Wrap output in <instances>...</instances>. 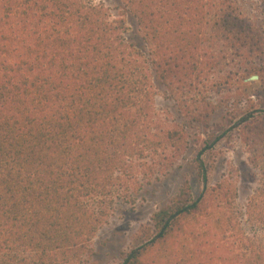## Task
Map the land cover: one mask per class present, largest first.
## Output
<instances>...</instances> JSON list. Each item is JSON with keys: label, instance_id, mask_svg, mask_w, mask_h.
I'll list each match as a JSON object with an SVG mask.
<instances>
[{"label": "trees", "instance_id": "trees-1", "mask_svg": "<svg viewBox=\"0 0 264 264\" xmlns=\"http://www.w3.org/2000/svg\"><path fill=\"white\" fill-rule=\"evenodd\" d=\"M119 1L0 0V264H86L118 205L194 147L162 93L206 131L203 190L184 181L122 264H264V110L231 104L264 72V36L240 0ZM231 132L259 177L245 206L204 160Z\"/></svg>", "mask_w": 264, "mask_h": 264}, {"label": "rangeland", "instance_id": "rangeland-1", "mask_svg": "<svg viewBox=\"0 0 264 264\" xmlns=\"http://www.w3.org/2000/svg\"><path fill=\"white\" fill-rule=\"evenodd\" d=\"M105 1L113 14H119L121 10L119 0ZM240 4L244 13L264 36V0H240ZM128 24L130 42L140 44L135 20L130 17ZM253 76H258L259 80L247 82ZM243 83L240 90L243 95L231 104L239 105L243 110L249 107L264 110V72L251 75ZM233 109L229 107L227 110L232 111ZM227 110H221L214 116L212 132H215L217 127L228 124ZM157 112L163 119L184 125L191 134L194 147L183 155L165 176L148 186L145 197L138 200L135 205H118L108 225L96 237L86 264H122L123 255L140 245L143 228L149 225L156 213L166 208L184 181L191 182L196 198L203 190V184L198 179L195 170V160L198 142L206 136L204 135L205 129L192 126L182 118L176 108L164 100V93L158 99ZM204 160L210 169L211 184L214 185L223 180L235 183L238 188L239 203L242 206L247 205L258 188L259 177L257 171L249 163V156L237 134L229 133L227 139L217 144L205 155Z\"/></svg>", "mask_w": 264, "mask_h": 264}, {"label": "water", "instance_id": "water-1", "mask_svg": "<svg viewBox=\"0 0 264 264\" xmlns=\"http://www.w3.org/2000/svg\"><path fill=\"white\" fill-rule=\"evenodd\" d=\"M257 80H259V77L258 76H253L250 79H248L247 82H252V81H257Z\"/></svg>", "mask_w": 264, "mask_h": 264}]
</instances>
